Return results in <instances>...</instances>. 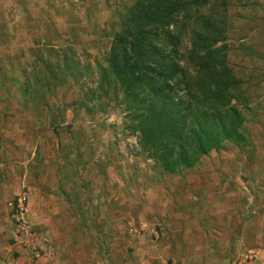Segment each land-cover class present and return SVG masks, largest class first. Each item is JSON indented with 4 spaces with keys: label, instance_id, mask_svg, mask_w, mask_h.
<instances>
[{
    "label": "rangeland",
    "instance_id": "1",
    "mask_svg": "<svg viewBox=\"0 0 264 264\" xmlns=\"http://www.w3.org/2000/svg\"><path fill=\"white\" fill-rule=\"evenodd\" d=\"M136 1L0 0L1 235L22 236L24 197L46 264H58L49 230L67 245L61 264H264V0H187L169 27L186 77L169 98L190 102L173 153L188 152L205 110L221 132L171 170L141 129L163 92L143 87L130 102L109 66ZM195 32L226 69L216 88L188 63Z\"/></svg>",
    "mask_w": 264,
    "mask_h": 264
},
{
    "label": "trees",
    "instance_id": "2",
    "mask_svg": "<svg viewBox=\"0 0 264 264\" xmlns=\"http://www.w3.org/2000/svg\"><path fill=\"white\" fill-rule=\"evenodd\" d=\"M187 2V0H137L123 17L121 31L114 36L113 52L109 62L114 78L126 91L132 93L130 102L138 97L136 92L143 87L148 88L153 94L158 91L156 87L163 92V109L156 115L149 113L145 119L143 118L141 129L146 142L159 153V160L167 170H171L173 166H191L197 155L207 153L221 136L219 126L214 123L213 117L208 119L205 110L202 112L205 118L197 119L196 125L187 130L191 135V140L186 145L188 152L180 149L179 153H173L176 140L177 142L182 140L181 136L175 137V129L178 128L180 131L179 124H183L180 121H185L186 118L182 115L181 106L184 103L182 98H178V103L173 104L169 97L171 93L182 91V82L186 77L183 76L182 67L178 65L177 52H174L177 50L178 36L170 31L169 27L173 25L175 17L185 11ZM192 36L195 40L190 47L191 59H188V63L196 65L200 71L205 70L202 79H205L206 85L216 88L220 80L226 78L221 77V72L226 69L220 64H215L214 59L211 61L212 49L209 48L213 46L214 41H208L206 45L210 47L201 48L198 40L204 39L200 38L202 34L195 32ZM228 80L227 77L225 81ZM191 86L192 93L195 86ZM184 104L189 106L190 102L186 100ZM168 142L169 150L164 152L161 144ZM190 152L192 155L188 154ZM172 156L176 157L174 162Z\"/></svg>",
    "mask_w": 264,
    "mask_h": 264
},
{
    "label": "crops",
    "instance_id": "3",
    "mask_svg": "<svg viewBox=\"0 0 264 264\" xmlns=\"http://www.w3.org/2000/svg\"><path fill=\"white\" fill-rule=\"evenodd\" d=\"M57 222H60V221L57 220ZM44 223L46 224V222H44ZM47 224H51V223H47ZM3 229L5 230V227L2 224L0 226V264H46L47 263V261H46L48 258L47 253H45V256H47V258H44V259H41L38 261L32 260L31 250H30L29 246L24 243L27 240H24L22 236L21 237L17 236L16 232H13L12 230H10L8 232V230L6 229L8 237L10 236V238H11L13 236V240H14V243H12V244L7 243L6 239H4V237L1 235V232ZM198 229L201 230L200 228H198ZM188 230L189 229H186L187 232H189ZM48 233L53 235L49 239V241H50V244L52 245L53 249L56 248V252H54L55 249L53 250L50 247V245L48 247H47V245H45L44 249L46 252L52 251L54 254L57 253V255H55V259L57 258L58 264H61L68 257V254L66 253V250H67L66 246L67 245L64 244V247H60L59 249H57L58 248L57 243L62 238L58 237L54 231L49 230ZM7 235L5 236L6 238H8ZM33 242L36 244V246L39 247V245L36 243L35 240ZM71 243H72V241H71ZM75 243H73L72 245H74ZM75 245H78V244H75ZM39 250L42 251L41 249H39Z\"/></svg>",
    "mask_w": 264,
    "mask_h": 264
},
{
    "label": "built area",
    "instance_id": "4",
    "mask_svg": "<svg viewBox=\"0 0 264 264\" xmlns=\"http://www.w3.org/2000/svg\"><path fill=\"white\" fill-rule=\"evenodd\" d=\"M25 198L23 197L18 201L17 208H16V220L19 224L20 232L22 234V237L27 240L24 242L26 245L29 246L31 250V257L32 260L38 261L41 260L42 257V251H40L36 244L33 242L34 241V234H32L30 224L27 220V209L25 207Z\"/></svg>",
    "mask_w": 264,
    "mask_h": 264
}]
</instances>
